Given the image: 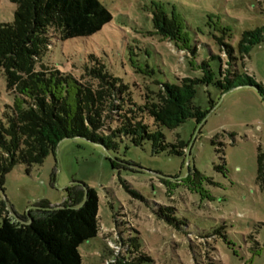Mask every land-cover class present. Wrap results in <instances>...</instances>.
<instances>
[{"label":"rangeland","instance_id":"1","mask_svg":"<svg viewBox=\"0 0 264 264\" xmlns=\"http://www.w3.org/2000/svg\"><path fill=\"white\" fill-rule=\"evenodd\" d=\"M100 1L112 22L93 37L65 43L52 30L54 48L44 61L77 74L91 55L97 56L112 76L130 86L140 104L147 89L157 90V82L201 77L188 68L189 52L153 33L155 6L167 13L174 9L187 22L190 36L207 46L199 63L209 60L211 51L219 54L210 36L218 19L232 31L233 45L243 32L264 27V0ZM15 10L9 0H0V24L13 22ZM211 66L219 72L218 60ZM238 66L264 87V42L252 50L245 68L241 61ZM6 104H13V96L3 76L0 116ZM195 104L210 111L200 126L189 120L164 132L169 144H187L186 156L155 155L150 143L135 147L127 139L110 153L86 140H65L42 166L19 165L6 177L0 206L19 222L41 202L62 206L70 186L95 190L100 232L80 247L83 264H129L142 257L140 264H264V173L261 180L258 174V156L264 155V95L252 88L222 95L214 86L200 85ZM160 208L175 212L161 214ZM169 217L184 221L187 231L171 226Z\"/></svg>","mask_w":264,"mask_h":264},{"label":"trees","instance_id":"2","mask_svg":"<svg viewBox=\"0 0 264 264\" xmlns=\"http://www.w3.org/2000/svg\"><path fill=\"white\" fill-rule=\"evenodd\" d=\"M9 1L16 10L13 22L0 24V78H6L13 104H6L0 116L1 190L17 166H42L65 140H86L110 153L117 152L119 142L127 139L135 147L150 143L155 155L168 151L186 156L187 144L179 140L169 144L164 132L189 120L199 126L206 120L210 111L195 104L200 85L214 86L222 95L247 87L264 95V87L238 66L241 61L245 68L252 50L264 42V27L243 32L233 45L229 41L232 31L218 19L210 36L219 54L211 51V58L199 63L197 57L207 46L190 36L187 22L174 9L167 13L155 6L153 33L189 52L188 68L201 77H177L175 84L157 82V90L147 89L140 104L130 86L112 76L97 56L91 55L77 74L44 61L54 48L52 30L65 43L93 37L112 22V14L100 0ZM213 60L220 62L218 73L211 66ZM263 173L264 155L259 154L260 180ZM65 191L67 201L62 206L41 202L19 217V222H13L6 207L0 206V264H83L80 247L100 232L99 198L84 185ZM158 211L174 214L175 209ZM167 220L179 231L188 229L184 221ZM143 259L129 264H140ZM118 264L125 263L120 260Z\"/></svg>","mask_w":264,"mask_h":264},{"label":"water","instance_id":"3","mask_svg":"<svg viewBox=\"0 0 264 264\" xmlns=\"http://www.w3.org/2000/svg\"><path fill=\"white\" fill-rule=\"evenodd\" d=\"M247 88H250V87H247Z\"/></svg>","mask_w":264,"mask_h":264}]
</instances>
